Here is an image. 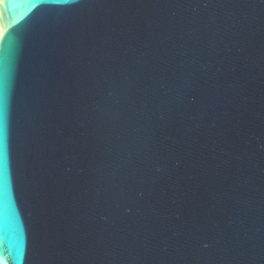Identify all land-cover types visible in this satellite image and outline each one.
<instances>
[{
  "label": "water",
  "instance_id": "95a60500",
  "mask_svg": "<svg viewBox=\"0 0 264 264\" xmlns=\"http://www.w3.org/2000/svg\"><path fill=\"white\" fill-rule=\"evenodd\" d=\"M0 264H264V0H0Z\"/></svg>",
  "mask_w": 264,
  "mask_h": 264
}]
</instances>
